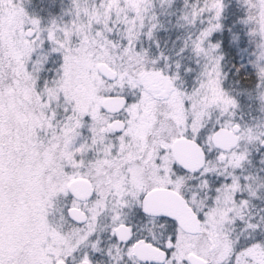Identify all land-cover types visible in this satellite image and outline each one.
I'll list each match as a JSON object with an SVG mask.
<instances>
[{
  "label": "snow or ice",
  "instance_id": "obj_1",
  "mask_svg": "<svg viewBox=\"0 0 264 264\" xmlns=\"http://www.w3.org/2000/svg\"><path fill=\"white\" fill-rule=\"evenodd\" d=\"M0 0V264H264V0Z\"/></svg>",
  "mask_w": 264,
  "mask_h": 264
},
{
  "label": "trees",
  "instance_id": "obj_2",
  "mask_svg": "<svg viewBox=\"0 0 264 264\" xmlns=\"http://www.w3.org/2000/svg\"><path fill=\"white\" fill-rule=\"evenodd\" d=\"M30 5L43 18L48 17L49 13L58 15L61 10V0H31Z\"/></svg>",
  "mask_w": 264,
  "mask_h": 264
},
{
  "label": "rangeland",
  "instance_id": "obj_3",
  "mask_svg": "<svg viewBox=\"0 0 264 264\" xmlns=\"http://www.w3.org/2000/svg\"><path fill=\"white\" fill-rule=\"evenodd\" d=\"M64 3L66 4L67 3V0H64ZM31 7V5L29 4L28 5V10L30 11V12H36L37 14H38V12L35 10V9H33V8H30ZM61 8V7H60ZM39 15V14H38ZM48 16H49V14H48ZM42 17V16H41ZM48 17H45V19H47Z\"/></svg>",
  "mask_w": 264,
  "mask_h": 264
}]
</instances>
